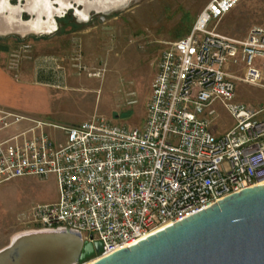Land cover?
<instances>
[{"label":"built area","instance_id":"2783aa9c","mask_svg":"<svg viewBox=\"0 0 264 264\" xmlns=\"http://www.w3.org/2000/svg\"><path fill=\"white\" fill-rule=\"evenodd\" d=\"M241 1H208L188 33L165 44L141 125L102 115L56 125L0 106V184L56 179L57 200L30 212L36 229L98 241L96 259L264 184V106L238 101L229 73L242 63L240 81L264 88V30L237 41L214 29ZM214 105L233 121L221 134L211 127Z\"/></svg>","mask_w":264,"mask_h":264},{"label":"rangeland","instance_id":"374dc122","mask_svg":"<svg viewBox=\"0 0 264 264\" xmlns=\"http://www.w3.org/2000/svg\"><path fill=\"white\" fill-rule=\"evenodd\" d=\"M115 1L0 0V25L7 28L0 31V73L11 82L9 88L0 78V101L11 104L0 106L56 125L80 123L93 115L141 125L161 51L168 41L188 33L210 0H125L113 6ZM68 10L79 22L83 15H90V21L77 31L39 30L51 16ZM16 17L32 29H12L19 27ZM253 28L264 30V0H242L214 24L217 33L237 41ZM243 69L242 63L229 66L237 100L260 108L264 88L241 82ZM213 108L212 130L224 133L232 127V118L222 106ZM47 132L59 138L58 130ZM57 196L54 177L1 183L0 250L14 235L37 230L31 223L32 208L56 201Z\"/></svg>","mask_w":264,"mask_h":264},{"label":"water","instance_id":"95a60500","mask_svg":"<svg viewBox=\"0 0 264 264\" xmlns=\"http://www.w3.org/2000/svg\"><path fill=\"white\" fill-rule=\"evenodd\" d=\"M62 230L74 253L56 264L82 263L99 251L100 242L82 241L78 232ZM27 241L0 250V264H15ZM88 264H264V184L230 194Z\"/></svg>","mask_w":264,"mask_h":264},{"label":"bare ground","instance_id":"6f19581e","mask_svg":"<svg viewBox=\"0 0 264 264\" xmlns=\"http://www.w3.org/2000/svg\"><path fill=\"white\" fill-rule=\"evenodd\" d=\"M64 232L62 229H46L30 230L14 235L11 243L19 239H28L21 246L15 264H56L66 257H71L74 252L67 248L68 242L65 240ZM72 237L70 235L68 237L71 242Z\"/></svg>","mask_w":264,"mask_h":264},{"label":"crops","instance_id":"0c3cea01","mask_svg":"<svg viewBox=\"0 0 264 264\" xmlns=\"http://www.w3.org/2000/svg\"><path fill=\"white\" fill-rule=\"evenodd\" d=\"M124 1L125 0H117V1H115L116 3H114L113 6H115V5L120 6L124 3ZM67 12H70V13L67 14ZM82 15L83 14H81V16ZM83 17H84L83 18L84 20H81L83 22H79L77 16L75 17L71 13V11L68 10L65 12V14L63 16H57V17L51 16L49 22H47V24L45 26H41L39 28V30L41 29L40 31L43 33H46L45 31H48V33H49L50 30L53 29V27H54L55 30L58 32H63L65 30L71 31V28H74L72 31H77V30H80L81 28H83L88 23V21H90L89 20L90 15H87V16L83 15ZM16 18L18 19L17 22L19 23V27H11L12 29H14V28L19 29L21 32H26L27 30L32 29L31 27H33V25H31L28 22H23V21L19 20V17H16ZM57 20H63L65 22V24H64V22L59 23ZM4 30H7V28H5V26L0 25V31L4 32ZM0 78L2 80H5V82H7V84H9V88H11V82L8 78H6L5 75L0 73ZM0 103L11 105V104H9L7 102H3V101H0Z\"/></svg>","mask_w":264,"mask_h":264},{"label":"trees","instance_id":"16d2710c","mask_svg":"<svg viewBox=\"0 0 264 264\" xmlns=\"http://www.w3.org/2000/svg\"><path fill=\"white\" fill-rule=\"evenodd\" d=\"M68 13H70V12H67V14H68ZM57 21H58L59 23H60V22H64L63 20H57ZM64 24H65V22H64ZM73 29H74V28H71V30H73ZM3 38H5V37H3ZM89 258H91V257H89ZM89 258H86L85 260H87V259H89Z\"/></svg>","mask_w":264,"mask_h":264}]
</instances>
